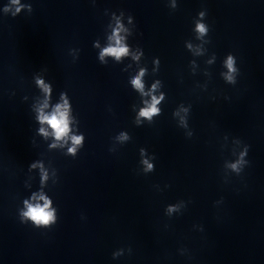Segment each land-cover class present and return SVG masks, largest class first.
<instances>
[{"label": "clouds", "instance_id": "9594fccd", "mask_svg": "<svg viewBox=\"0 0 264 264\" xmlns=\"http://www.w3.org/2000/svg\"><path fill=\"white\" fill-rule=\"evenodd\" d=\"M13 5H18L19 0H12ZM23 7V6H21ZM9 9L6 8L5 11H8ZM20 11V7H17L16 12L18 13ZM15 15V13H14ZM197 31L200 33H205L206 28L203 24L198 23L197 24ZM115 38V44L116 46H110L104 50L103 53H101V58L104 55H112L115 56L117 59H119L121 56H124L127 54L128 49L125 46L121 45V39L119 37L118 30L114 33ZM227 67L230 72H234L235 69L233 68V58L232 56L228 57L227 60ZM143 75V70H141L140 75L137 76L133 81V85L137 89H142L143 84L141 83L140 77ZM229 82H233V77L229 75L227 77ZM37 84L40 85L43 90L46 93L50 92V87L48 85L44 84L43 80H37ZM159 103V100L156 99V97L152 98V102L147 107L141 109L139 116L145 117V118H151L153 115L157 114L159 112V109L157 108V104ZM44 107H47V104L44 105ZM39 120L41 123H46L54 133V136L57 140H61L63 137L67 136L69 133V121H68V102L67 100L64 101L63 105H57L54 111L51 114H44L43 111H41L39 115ZM41 132H44V129L40 130ZM126 138L122 135L121 137ZM82 137L73 136L72 141L74 145L81 144ZM76 149L75 147L69 148L70 153H75ZM243 155V154H242ZM144 163L147 165L148 169L152 168V165L149 164L146 160ZM233 169L237 168L236 164L232 165ZM39 199L44 200V204H29L28 201H25V205L27 207V211H24L22 215L24 217H27L29 220H31L35 225H49L55 221L54 211L50 210V204L51 202L46 199L44 196H40Z\"/></svg>", "mask_w": 264, "mask_h": 264}]
</instances>
